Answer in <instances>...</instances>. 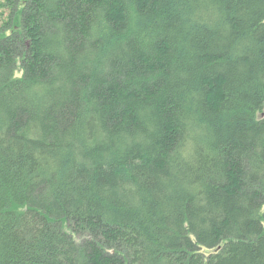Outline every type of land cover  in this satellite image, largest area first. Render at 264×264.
Here are the masks:
<instances>
[{"label": "trees", "instance_id": "trees-1", "mask_svg": "<svg viewBox=\"0 0 264 264\" xmlns=\"http://www.w3.org/2000/svg\"><path fill=\"white\" fill-rule=\"evenodd\" d=\"M263 206L264 0H0V264H264Z\"/></svg>", "mask_w": 264, "mask_h": 264}, {"label": "rangeland", "instance_id": "rangeland-1", "mask_svg": "<svg viewBox=\"0 0 264 264\" xmlns=\"http://www.w3.org/2000/svg\"><path fill=\"white\" fill-rule=\"evenodd\" d=\"M17 75H20V73H19V72H17ZM263 209H264V206H263Z\"/></svg>", "mask_w": 264, "mask_h": 264}]
</instances>
